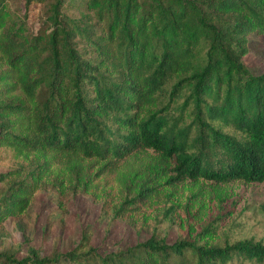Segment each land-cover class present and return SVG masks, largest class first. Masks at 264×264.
<instances>
[{"label": "trees", "instance_id": "1", "mask_svg": "<svg viewBox=\"0 0 264 264\" xmlns=\"http://www.w3.org/2000/svg\"><path fill=\"white\" fill-rule=\"evenodd\" d=\"M72 1L24 0L48 7L33 34L0 0V149L25 164L0 174V225L50 186L114 220L147 222L184 200L192 232L207 210L198 182L264 184V74L240 61L245 38L264 36V0H77L95 25L64 15ZM167 97L190 105L191 140L163 116ZM215 238L203 228L102 256L84 237L53 257L0 253V264H264L262 244Z\"/></svg>", "mask_w": 264, "mask_h": 264}, {"label": "rangeland", "instance_id": "2", "mask_svg": "<svg viewBox=\"0 0 264 264\" xmlns=\"http://www.w3.org/2000/svg\"><path fill=\"white\" fill-rule=\"evenodd\" d=\"M73 4V6H72ZM12 11L25 23L33 34L46 26L47 6L31 4L24 0H9ZM77 0L70 3L64 15L82 25H95L91 15L82 11ZM247 41L246 54L240 61L254 74H264V36L251 34ZM80 51H86L77 45ZM90 53L84 55L88 61ZM183 99L163 98L159 107L165 109L163 116L173 122L177 132H189L191 140L196 130L189 126L190 105ZM224 133L236 135L231 129ZM25 165L15 159L7 149H0V174ZM188 185L186 189L191 188ZM200 191L206 205V216L190 232L188 214L180 204H167L157 209L147 222L142 220H114L110 214L101 212L100 204L82 194L59 198L50 186H44L35 194L24 215L9 218L0 225V253L16 259L31 257L42 259L72 251L86 237L88 246L100 255L132 247L152 238L172 244L179 240L192 239L203 228L215 232L214 247L242 241L260 243L264 246V184L232 182L214 186L198 182L194 191ZM186 197L189 192L184 193ZM231 264H258L255 261L234 260Z\"/></svg>", "mask_w": 264, "mask_h": 264}]
</instances>
